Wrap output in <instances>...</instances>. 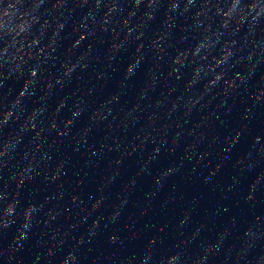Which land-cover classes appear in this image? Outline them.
Masks as SVG:
<instances>
[{
    "label": "clouds",
    "instance_id": "1",
    "mask_svg": "<svg viewBox=\"0 0 264 264\" xmlns=\"http://www.w3.org/2000/svg\"><path fill=\"white\" fill-rule=\"evenodd\" d=\"M0 264H264V0H0Z\"/></svg>",
    "mask_w": 264,
    "mask_h": 264
}]
</instances>
